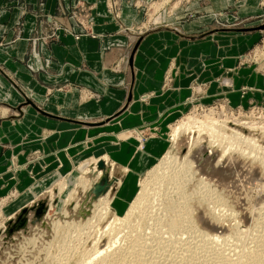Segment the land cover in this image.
<instances>
[{
    "label": "crops",
    "instance_id": "obj_1",
    "mask_svg": "<svg viewBox=\"0 0 264 264\" xmlns=\"http://www.w3.org/2000/svg\"><path fill=\"white\" fill-rule=\"evenodd\" d=\"M76 1L0 0V198L18 194L2 208L6 218L100 149L120 170L141 176L165 152L163 136L192 97L203 105L221 99L231 108L264 107L262 75L245 57L260 37L254 29L262 23V0H171L153 14L157 29L136 38L128 29L145 20L151 0H118L119 21L109 13L110 0H82L89 6L86 28L67 22L71 32L58 30L49 40ZM230 20L249 24L215 31V22ZM23 96L50 117L31 106L18 117L14 109ZM133 130L155 132L144 153L133 139L118 138ZM101 137L109 143L84 146ZM28 155L33 161L12 175L9 165Z\"/></svg>",
    "mask_w": 264,
    "mask_h": 264
},
{
    "label": "rangeland",
    "instance_id": "obj_2",
    "mask_svg": "<svg viewBox=\"0 0 264 264\" xmlns=\"http://www.w3.org/2000/svg\"><path fill=\"white\" fill-rule=\"evenodd\" d=\"M110 1H111L110 5L112 2L113 4H112V9L111 11H109V13L113 15V17L117 21H119L120 8L118 6V0H110ZM170 1L171 0H151L149 4H147L145 7V20H143V22L140 23L139 25L131 27L128 30L136 38L138 34L147 33L149 31H153L157 29L153 14L159 11L161 7L164 8L166 7V5L170 4ZM234 1L236 3H240L243 0H234ZM161 2L162 4H160ZM88 7H89L88 5L86 6L85 4H83L82 0H77L74 3V5L69 10H67L66 13H64L66 17H64L65 23L63 24L65 25L60 26L58 28L53 27L50 30L49 40L54 39L53 38L55 36L54 34L55 33L57 34L58 30L63 31L64 34H68L71 29L68 28V26H66L67 22L77 23L81 27L87 26L88 24L87 22L89 21L90 17H89V13L87 14L85 10L86 9L89 10ZM260 7L263 8V15L259 19L262 22H264V0L261 1ZM218 16L219 14H215L214 17L217 18ZM248 24L249 23H247L246 20L238 21V22H234L232 20L223 21V22L218 21V22H215L216 30L215 29L214 30L215 31H224L228 29L229 30H242L243 28H246ZM82 31H85V30L82 28ZM253 54H255L254 57H253ZM245 57L248 58V61H247L248 64L251 63L252 65H255V70H257L258 74L262 75V73H264L263 72L264 71V31L260 33L258 42L248 52H246ZM254 61L256 64L253 63ZM165 80H166V83L169 84L168 82L169 79L166 78ZM263 82H264V78H263ZM197 99L198 98L196 97H192V99L189 100V103H190L189 107L186 109L183 116H181L180 119L177 120V122H175L172 126H170L171 129L177 125L176 123H178L180 120L183 121L186 117H193L194 119H197V120L199 119L205 120L203 117H207V118L214 117L212 119H215V118L220 119V120L227 119L228 121H231L230 119L232 118L233 119L236 118V120L240 119L239 120L240 122L242 120V123L251 122L252 120V122L254 123L262 122L264 124V107L259 104L249 106L248 108H238L237 109V108H231L227 106L225 104V101L221 99L220 100L214 99L213 102H211V104H208V105L198 104ZM255 110H257L259 113L261 111L260 115L262 116H258L259 113H256ZM170 128L168 131L165 132L164 134L165 136H163V138L167 142V145L165 146L166 147L165 151L169 149L171 151L170 152L171 157H173V155L175 156L176 158L175 160H177V162L176 161L174 162L176 164H172L173 161L169 163H171L173 167L177 168L178 160H180V157H176V156H178V154L184 155V153L190 147V144L193 143L194 138H196L198 135L196 132H192V133L186 132L181 135V138H182V139L180 138L181 143L179 142L176 146L171 148L170 146L171 145V133H170L171 129ZM107 132H110V128H109V131ZM154 133H149L147 131L145 132L143 130L140 132L134 131L133 133L128 131V132H125L119 135L118 138L120 140H123L124 142L133 139L136 142L135 144L136 151L144 153L145 152V141L149 140V138L150 140L154 139V135H155ZM246 133L247 134L252 133L254 137L260 138V132L258 131H248L246 129L245 134ZM200 136L201 138L204 137L203 145H206L207 137L203 133L200 134ZM108 138L109 137L107 138L101 137L98 139L87 140L84 146L85 147L88 146L89 148H92V149L101 148L102 145L109 143ZM139 147H141V149H138ZM102 152L103 151L100 149L98 152L94 153V156H92L91 154L90 156H86L82 158V160L78 162L77 165H75L76 167L74 166V170L71 173V175L62 178L61 180L57 182V184H55L52 187L54 190V194H55V195L53 194L54 195L52 196L53 198H51L50 193L48 192L43 193L41 196L37 198L34 204L38 203L39 201H45L47 205L46 212L48 211V207L49 209H51V211H49V216L46 217L47 213L45 214V216L43 217L42 223L35 224L34 226L29 225L27 227L26 233L19 232L18 235H15L10 239L7 238L6 225L8 222H10L9 218L12 216H7V219H6V217L3 215L2 208L5 207L6 205L11 204V202H13V200L17 197L18 194L13 191L9 193L8 195H6L5 197L0 198V224L5 225V229L0 228V264H94L95 262L90 263L86 261V258L89 257L90 254L92 255V252H91L92 247H95L94 248L95 250L98 251L99 249V252L102 253L103 251L104 253V250L108 245L107 243L111 239L113 241H116L117 244L115 243L114 246L110 248L111 250L109 249L107 253L103 255V257L111 255L109 257V262H106L105 264H120V263L121 264H144V263L146 264L145 262L146 258L151 259V258L160 257L161 259V258H165L167 255H171L172 257H177V260H179L180 257H182L183 255H186V257L182 259L181 263L183 264H187V263L188 264H203L202 261L199 259L200 258L199 256L204 254L205 249L203 247V243L199 241V239H197L196 233H194V235L192 234V232L194 231L196 232L197 230L191 229V226L188 225L189 224L188 220H187V223H186V220H184L183 223L179 222L181 219H183V216H184L182 214L183 209H178L180 206L175 207V205L172 202L170 203L171 205L172 204L174 205L173 206L174 212L171 213V216L169 217H171L170 219L176 221V222L173 221L171 223L172 233L167 229L168 226L165 223L166 221H163V218L166 215L165 212L167 211L163 207L157 206V205L153 207V210H151V208H145V210L143 209V211H146V212L149 211L150 213L146 214L145 212V214H142L143 216L140 217L141 221H139V219L136 221H133V223H135L136 226L131 225L132 226L131 228L130 227L124 228L122 227V225H119L116 227L113 226V231L111 232L112 235H108L109 233H106L108 224L112 220L111 215L104 214L102 217L101 216L103 214L102 211L94 210L93 206L96 204L97 199H94L93 197V193H92L93 189L91 191L88 190V192L82 191V188H80V186L78 185L79 179L83 177L86 180V184L89 185V183L93 181V178L95 175L94 173H91L92 168L94 166L93 160L103 159L102 169L98 168V164H96V169L104 170L106 174H105V177H102V179L99 182H97L95 185L102 186L104 184L103 181H106L107 184H109V186H113L114 185L113 183L116 181V179H119L121 181L122 187L117 191L114 201L111 205V209H113L118 215H122L124 211L126 210V208L128 207L127 206L128 201L132 198V196L136 192V185H137L136 183H139L145 178V174L148 170L141 176H137L135 174L129 175L128 174L129 171L127 168H122L120 170V168H117L115 163L111 161L108 156H106L105 154L102 155L101 154ZM216 152L217 154H220L219 151H216ZM234 155H235L234 157L237 156L235 160L238 162V167H237L238 170L236 169V171L233 173L234 175L233 174L231 175V180L227 182L219 181L221 185H218L217 187H213V188H216V191L215 190L209 191L207 192L206 195L203 196L205 202L207 200V203H209V205H206L205 203L195 202V201L200 200L201 196H199V193H197L196 195V197H198L197 200L194 198V196H191L192 190H193V195L195 194L194 189H193L195 187H192L191 183L188 185H184L180 174H176L175 179H172V182H173L172 186H176L175 193L174 195L173 194L172 195H173L174 201L176 200L175 201L176 203L179 202L178 205L186 204L188 206H192L193 215L196 214L200 210V213H202L201 215L204 216L205 221H206V223L205 222L204 223L207 226L205 225V227H201V226L199 227L197 225V228L195 229H199L200 231L204 233L212 235V234H215L213 233L214 231L211 230L212 225H214V223L215 224L218 223L217 226L219 227L221 226L220 228L221 230L217 229V232L221 234L220 240L221 241L223 239L224 240L220 242V244L218 245L223 250L224 249L226 250L224 251L225 253L227 252L226 253L227 256L229 255L228 258L236 261L237 260L236 257H238V255H243L247 249L255 250L256 246H257V249L258 248L260 249L261 248L259 247V245H261L260 243L261 242L262 244L264 243V218H263L264 208H262L261 211H259L260 215H256L252 213L254 209H260L264 201V194L263 195L261 194L264 192V187L261 188V191L259 189L252 188L253 184L257 183L256 181L258 179L256 177H259L262 175L264 177V173L262 171V167H260V164L256 163L258 161L255 162V160H253L252 158H244V157L238 156L237 154H234ZM34 156L35 158L37 157V155H34ZM104 157H107V159L105 160ZM33 158L34 157L32 155L31 156L28 155L26 156V158H23L25 159L24 160L25 162L21 164L20 163L15 164L14 162H12L9 165L8 171L12 173V175L14 176L15 174L18 175L20 171H25V169L27 168L26 166L27 163L29 162L31 163L33 161ZM160 158L161 157L157 159V161L155 162V164H153V166H155L158 163ZM173 158H170V160ZM251 161L253 164L251 163ZM110 169L113 172L112 177L109 176ZM86 170H87V173H85ZM83 172L85 175H82ZM166 172H167V169H166ZM167 173H165L164 175H167ZM128 175H129V178L127 181V178L125 179L124 177L126 176L128 177ZM251 180H254V181L252 182ZM61 185H62V188L63 187L64 188L59 193L57 187ZM86 189H88V186L86 187ZM72 191H75L74 194ZM34 204H31V206H33ZM160 210L162 213L164 211L163 215L162 213H160ZM209 211L212 212L211 214H213V211H214L217 218L213 220L212 217L208 215V213H210ZM149 214L152 216H149ZM159 216L163 217L162 221H160L161 218H159ZM156 217L159 219H156ZM136 222H141V224L140 223L136 224ZM162 222L165 223L166 229H165V225ZM255 223L259 225L256 224V226L254 227L253 225H255ZM158 224H161L162 227L163 226L164 227L162 228L161 225H158ZM153 225H154V228H153ZM164 230L166 233L164 232ZM246 230H249L250 232ZM242 231L244 233L248 232L249 234L245 233L246 236H244V233ZM168 232L170 235L167 234ZM135 238L138 239L140 243H142L139 249L135 246H133V248L131 247V244H132L131 241L134 240ZM221 243H222V246H221ZM223 244L225 248L223 247ZM242 246L245 247L243 252L241 251L243 249ZM252 247H254V249ZM234 248L237 251L236 252L237 254L234 253L235 250H231ZM161 252H164V253H161ZM229 252L230 254H228ZM189 253L191 257L188 256ZM194 253L196 254V256ZM136 255L138 258L136 257Z\"/></svg>",
    "mask_w": 264,
    "mask_h": 264
},
{
    "label": "bare ground",
    "instance_id": "obj_3",
    "mask_svg": "<svg viewBox=\"0 0 264 264\" xmlns=\"http://www.w3.org/2000/svg\"><path fill=\"white\" fill-rule=\"evenodd\" d=\"M160 4H162V2ZM203 118L205 120L199 119L200 120L199 121L197 119H194L193 117H186L183 121L180 120L178 123H176L177 125L174 126L172 129L170 128L171 129V131H170V133H171V145H170L171 148L176 146L179 142L181 143V140H180L181 135L186 133V132H190V133L196 132L198 136L196 138H194L193 143L190 144V147L187 149V151L184 153V155L178 154V156H176V157H180V160H178L177 168L173 167V165H172V164H176L174 161L177 162V160H175L176 158L174 155H173L174 158L171 157V153H170L171 151L169 149L167 151H165V153L162 154L158 163L146 172L145 178L142 181H140L139 183H136L137 184L136 185V192L134 193L132 198L128 201V203H127L128 207L126 208V210L124 211V213L122 215H118L113 209H111V205L114 201L115 195H116L117 191L122 187L121 181L119 179H116V181L113 183L114 184L113 186H109L102 195L97 197L96 204L93 206V208H94V210L102 211L103 212V214L101 215L102 217L104 214L105 215H109V214L111 215L112 220L108 224V228H107L106 233H109L108 235H112L111 232L113 231V226L116 227V226L122 225V227H124V228H129V227L131 228L133 225H135V223H133V221H136L138 219H139V221H141L140 217H142L143 216L142 214H145V212H146V211H143V209L145 210V208H151V210H153V207L155 205L161 206L167 211V212H165L167 215V216L165 215L166 217L164 216V218H163V217L159 216V218H161L160 221H162V218H163V221H166L165 223L168 226L167 229L172 233V224L171 223L174 220L170 219L171 217H169V216H171V213L174 212V210H173L174 205H175V207L180 206L178 209H183L182 214L184 216H183V219H181L179 222L183 223L184 220H186V223H187V220H188V223H189L188 225L191 226V229L197 230L196 232L195 231L192 232V234L194 235V233H196L197 239H199V241H201L203 243V247L205 249V250L203 249L204 254L199 256L200 257L199 259L202 261L203 264H264V247H263L264 243L262 244V242H261L260 243L261 245L258 244L259 247H261L262 249L261 248L257 249V246H256L255 250L247 249L243 255H238V257H236V259H237L236 261L233 259L231 260L230 258H228L229 255L228 256L226 255V253H227V252L225 253L226 250L224 249L225 250L224 251L218 245V244H220V242H222L224 240V239L222 241L220 240L221 234H219V232H217V229H220L221 226L219 227V226H217L218 223H216V224L214 223V225H212V227H211V230L214 231L213 233H215V234H212V235L204 233V232L200 231L199 229H195V228H197V225L199 227L200 226L205 227V225H206L205 224L206 223L205 218L203 215H201L202 213H200V210L198 209L199 211L193 215L192 206H188L186 204H184V205L179 204L178 205L179 202L176 203L175 202L176 200L174 201V199H173V195L175 193L176 186H172L173 185L172 179H175L176 174H180L184 185H188L191 183L192 187H195V188H193L195 194L193 195V190H192L191 196H194V198L196 200L198 199V197H196L197 193H199V196H201L200 200L195 201V202L205 203L206 205H209V203H207V200L205 202L203 196L206 195L207 192H209V191H214V190L216 191V188H213V187H217L218 185H221L219 183V181L227 182V181L231 180V175L236 171V169L238 167V162L235 160L237 158V156L234 157L235 156L234 154H237L238 156H241L244 158H252L253 160H255V162L258 161L256 163L260 164V167H262V171L264 173V146H263L264 145V124L262 122L254 123L251 120V122L242 123V120L240 122L239 121L240 119L236 120V118L230 119L231 121H228L227 119H222L221 117L220 118L222 120L216 119V118L212 119L214 117H210V118L203 117ZM223 118H224V116H223ZM246 129L248 131L260 132V138L254 137V135H252V133L251 134L250 133L245 134ZM202 133L207 137L206 145H203L204 144V139H203L204 137L202 136L203 138H201V136H200V134H202ZM138 149H141V147H139ZM216 151H219L220 154H217ZM204 153H205V155H204ZM197 154H198V156H197ZM170 158H173V159L170 160ZM104 159L106 160L107 157H104ZM93 162H94V164H93L94 166H93V168L91 167L92 171L90 169L91 173L95 174L93 181H91L89 183V185H87L86 180L83 177H81L79 179L78 185L80 186V188H82V191H87V192H88V190L91 191L93 189L94 185L97 182H99L102 179V177H105L106 172L104 170H101V169L97 170L96 169V164H98V162H103V159L93 160ZM169 162H172V164ZM251 163H252V161H251ZM166 169H167V172L169 171L168 173L166 172ZM87 170L85 173H87ZM165 173H167V175H164ZM82 175H85L84 172L82 173ZM112 175H113V172L110 169L109 176L112 177ZM256 178L258 179V180L256 179L257 183L256 184L254 183L252 188L259 189L261 191V188L264 187V177L262 175V176H259ZM163 181H164V183H163ZM251 181L253 182L254 180H251ZM87 186H88V189H86ZM57 188H58V191L60 193L64 187L62 188V185H61V186H58ZM72 192L74 194L75 191H72ZM48 193H50L51 198H53L52 196L55 195L53 188H51L48 191ZM261 194L263 195L264 192ZM191 200H193V199H191ZM170 202H172L174 205L173 204L171 205ZM261 206L262 207H260V209H254L252 213L256 214V215H260L259 211H261V209L264 208V201H263ZM207 210H208V208H207ZM49 211H51V209H49V207H48L46 217L49 216ZM210 211H212V210H210ZM148 213H150V212L147 211L146 214H148ZM160 213H162L161 210H160ZM163 213H164V211H163ZM163 213H162V215H163ZM211 213L212 212L208 213V215H210L213 220L216 219L217 217H216L214 211H213V214H211ZM158 214H156V215H158ZM149 216H152V215L149 214ZM157 217H156V219H159ZM13 218H14V215L12 217H10L9 220L11 221V220H13ZM174 222H176V221H174ZM254 222H255V220H254ZM258 222H259V220H258ZM137 223L141 224V222H136V224ZM162 223L165 225L164 222H162ZM212 223H213V221H212ZM257 223H255V225H253V226L255 227ZM150 225H152V224H150ZM158 225H161V224H158ZM166 225H165V229H166ZM257 225H259V224H257ZM161 227H162V225H161ZM161 227H159V228H161ZM0 228L5 229V225L0 224ZM153 228H154V225H153ZM157 228H158V226H157ZM246 231H249V230H246ZM250 231H251V229H250ZM164 232H165V230H164ZM245 233H244V236H246V234L248 232L246 234ZM167 234H169V232ZM190 234H191V232H190ZM138 237H139V235H138ZM235 241H236V239H235ZM115 243H116V241H113L112 239L109 240L107 243L108 245L104 250V253L102 251L103 254L101 252H99V249L97 251L94 249L95 247H92V249H91L92 255L90 254V256L86 258V261H88L90 263L95 262L94 264H97V263H99V264L104 263L105 264L106 262H109V257L111 255L104 256V257H103V255L106 254L107 251L111 247H113ZM131 243H132L131 244L132 248H133V246H135L138 249L142 244L136 238L134 240H132ZM221 246H222V243H221ZM223 247L225 248L224 244H223ZM242 248H241L242 249L241 251L243 252L245 247L242 246ZM252 248L254 249V247H252ZM231 250H235V248L231 249ZM194 252H196V251H194ZM236 252L237 251L235 250L234 253H236ZM242 252H241V254H242ZM161 253H164V252H161ZM113 254H114V252H113ZM228 254H230V252ZM236 254H235V256H236ZM188 256L191 257L190 253ZM195 256H196V254H195ZM136 257H137V255H136ZM185 257H186V255H183L182 257H180L179 260H177V257H172L171 255H167L165 258H161V259H160V257L159 258H157V257L151 258L150 257L151 259L146 258L145 262H146V264H183L181 262H182V259H184ZM83 261H85V260H83Z\"/></svg>",
    "mask_w": 264,
    "mask_h": 264
},
{
    "label": "water",
    "instance_id": "obj_4",
    "mask_svg": "<svg viewBox=\"0 0 264 264\" xmlns=\"http://www.w3.org/2000/svg\"><path fill=\"white\" fill-rule=\"evenodd\" d=\"M254 30L259 31V32H263L264 31V22H262L257 28H255ZM141 37H137V41L130 53L129 59H128V65L129 68H132V59H133V55L135 53V50L138 47L139 41L141 40ZM185 39H190L191 41H195L198 39H201L202 37H198V38H187V37H183ZM133 76V73H132ZM24 102L22 104H20L19 106H17L14 109V112L17 113L18 117L22 116V108L27 107V106H31L32 108H35L34 104L26 97L23 96ZM131 99V96L129 95L128 97V101ZM40 114L45 115L42 111H40L39 109L35 108ZM47 116V115H45ZM50 117V116H47ZM15 117H13L12 119H15ZM103 167V163L99 162L98 163V168L102 169ZM105 179V178H104ZM103 179V180H104ZM103 185L102 186H97L95 185L93 187L92 193H93V197L94 199H97V197L101 194H103L107 187L109 186V184H107L106 181H103ZM47 210V205L45 203V201H39L38 203L34 204L33 206L30 207H26L23 208L17 215L14 216L13 220H11L10 222L7 223L6 225V236L8 239L12 238L15 235H18L19 232H23L26 233L27 231V227L30 226H34L35 224L38 223H42L43 217L45 216V214Z\"/></svg>",
    "mask_w": 264,
    "mask_h": 264
},
{
    "label": "built area",
    "instance_id": "obj_5",
    "mask_svg": "<svg viewBox=\"0 0 264 264\" xmlns=\"http://www.w3.org/2000/svg\"><path fill=\"white\" fill-rule=\"evenodd\" d=\"M112 4H113V2L111 3V5H110V9H112ZM69 32H71V30L69 31ZM255 56V54H253V57ZM253 63H255V61L253 62ZM256 64V63H255ZM264 72V71H263ZM262 76H263V78H264V73H262ZM255 112L256 113H259L257 110H255ZM254 112V113H255ZM263 112V111H262ZM261 114V111H260V113L258 114V116H262V115H260Z\"/></svg>",
    "mask_w": 264,
    "mask_h": 264
}]
</instances>
